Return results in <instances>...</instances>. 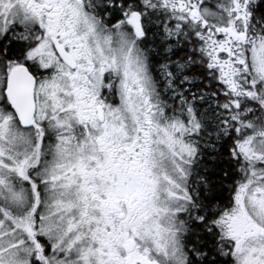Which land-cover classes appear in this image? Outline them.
I'll list each match as a JSON object with an SVG mask.
<instances>
[{"label":"snow or ice","instance_id":"6c2138e0","mask_svg":"<svg viewBox=\"0 0 264 264\" xmlns=\"http://www.w3.org/2000/svg\"><path fill=\"white\" fill-rule=\"evenodd\" d=\"M0 264H264V0H0Z\"/></svg>","mask_w":264,"mask_h":264}]
</instances>
